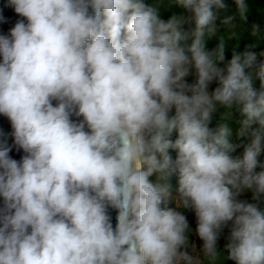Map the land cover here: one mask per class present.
<instances>
[{"label":"clouds","instance_id":"obj_1","mask_svg":"<svg viewBox=\"0 0 264 264\" xmlns=\"http://www.w3.org/2000/svg\"><path fill=\"white\" fill-rule=\"evenodd\" d=\"M8 2L26 23L0 35V115L25 155L0 145V264H222L226 228L228 260L264 264V27L244 28L264 7ZM233 109L251 137L236 157L229 125L210 127Z\"/></svg>","mask_w":264,"mask_h":264},{"label":"rangeland","instance_id":"obj_2","mask_svg":"<svg viewBox=\"0 0 264 264\" xmlns=\"http://www.w3.org/2000/svg\"><path fill=\"white\" fill-rule=\"evenodd\" d=\"M230 8L231 9L228 10L225 13V15H231L232 13H234V10H233L234 9V5H231ZM255 18H257L258 19L257 22L259 21L261 23L262 27H264V21H260V18L258 16L257 12L255 10H253L251 12V14L249 15V17H248L247 22L244 25V28L246 30V33H247V30L250 29V27L253 24V21H254ZM214 42H216L215 39L212 40V43L213 44L211 46L208 45V47L209 48L214 47L215 44H216ZM247 43H250V40L242 37L239 40V47L236 48V50L237 51H243L244 46ZM236 44H237V40H235V39H231V40H229L227 42V45H226V58L227 59H230L231 58V54H232L233 48H234V46ZM260 50H264V40L261 41L259 47L257 48V51H260ZM186 79L188 80L189 83H191L193 81L194 77L193 76H189ZM211 87H215V85H212ZM222 114H223V110L221 111L220 114H217V115H215L213 117L215 120H214V123H213L212 127L213 128H216V127H218L222 123H227L229 125L230 129H231V132H232V135L230 137V142L241 145V147H239L234 153H232V155L234 157H236V156H242V154H243V146L245 144L249 143L250 142V139H251L250 136L242 137V138L237 136V133H238V131L241 128V121L244 119V117L241 116V114L237 110H235V109H233L231 111V115H230V117L226 121L221 119V115ZM175 154H176L175 151H172L171 152V155L173 157H175ZM171 183L172 184H176L173 187V189H175V187L177 186V178L176 177H173L172 180H171ZM241 199H245V200H248L249 202H251V192L245 193L243 196H241ZM185 215L187 216V219L189 221L190 228L192 229V231L190 233V241L193 242V243H195V245L197 247V250H199L202 247V243L203 242L199 240V238L197 237V235L195 233V227H196L195 214L191 210H185ZM223 233L224 232H222L221 237H220V239L218 241V247L223 252V255H224V259L222 261V264H235L234 261H230V260L227 259V251L224 248L225 244L227 243V238H225V236L223 235Z\"/></svg>","mask_w":264,"mask_h":264},{"label":"water","instance_id":"obj_3","mask_svg":"<svg viewBox=\"0 0 264 264\" xmlns=\"http://www.w3.org/2000/svg\"><path fill=\"white\" fill-rule=\"evenodd\" d=\"M0 35H9L10 30L15 26V24L24 20L26 23V18L19 16L15 13L14 8L9 5L8 0H0ZM54 104L56 102H53ZM73 120L82 119V117L77 118L75 116L72 117ZM13 129L11 127L10 121L0 115V145L7 146L10 148L9 155L11 158L20 161L22 157L25 155L22 149H18V146L15 145L14 137L12 135ZM3 207V199L0 197V208ZM110 213L112 215V223L115 226L116 220V211L114 209H110Z\"/></svg>","mask_w":264,"mask_h":264},{"label":"trees","instance_id":"obj_4","mask_svg":"<svg viewBox=\"0 0 264 264\" xmlns=\"http://www.w3.org/2000/svg\"><path fill=\"white\" fill-rule=\"evenodd\" d=\"M228 3H229V10L231 9L230 8V6L231 5H234V3H232V0H228ZM254 4H255V6H258V7H264V0H254ZM234 12L236 11V9H235V5H234ZM182 10L181 9H179V8H173L171 11H168V12H164L163 13V15H162V18L163 19H165V20H167L173 13H180ZM257 18H255L254 19V21H253V23L254 22H257ZM214 43H216V42H214ZM213 43H212V41L209 43V45L211 46ZM214 118H213V120H212V123H211V125H210V127H212V125H213V123H214ZM172 184V183H171ZM176 184H172V186L174 187ZM224 233H223V235L225 236V238H227V236H228V229L226 228V229H224V231H223Z\"/></svg>","mask_w":264,"mask_h":264}]
</instances>
